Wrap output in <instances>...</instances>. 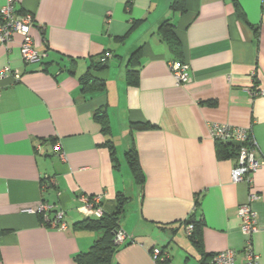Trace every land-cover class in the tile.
Segmentation results:
<instances>
[{
	"label": "crops",
	"instance_id": "0c3cea01",
	"mask_svg": "<svg viewBox=\"0 0 264 264\" xmlns=\"http://www.w3.org/2000/svg\"><path fill=\"white\" fill-rule=\"evenodd\" d=\"M13 1L16 11L33 14V47L45 55L24 63L19 34L0 45V69H10L0 89V264H77L75 255L99 235L77 225L87 217L80 194L100 195L108 214L118 195L126 198L119 224L132 241L111 264H156L154 246L168 253L166 264H212L225 249L242 261L246 238L237 208L249 188L232 182L235 157H218L210 125L248 129L264 159V0H236L243 18L233 0H184L183 12L172 10L174 0ZM164 20L178 54L160 34ZM136 50L138 74L129 84ZM107 52V66L94 72L104 89L83 93L79 77ZM176 58L189 65L186 83L168 70ZM100 109L108 134L95 115ZM131 122L150 126L131 130ZM107 139L125 163L114 166ZM131 143L142 187L125 160ZM252 183L259 197L251 203L258 225L251 243L264 264V164ZM196 199L202 251L182 224ZM40 202L52 205L49 217L64 210L66 229L46 227L40 214L26 210Z\"/></svg>",
	"mask_w": 264,
	"mask_h": 264
},
{
	"label": "built area",
	"instance_id": "2783aa9c",
	"mask_svg": "<svg viewBox=\"0 0 264 264\" xmlns=\"http://www.w3.org/2000/svg\"><path fill=\"white\" fill-rule=\"evenodd\" d=\"M36 22L33 14L29 11L18 12L15 9L13 0H5L0 5V45L9 42L15 34H19L21 39V58L24 63H32L41 61L44 53H39L33 47V39L31 29ZM107 54V57H110ZM104 60V58H102ZM168 70L175 78L178 84L186 83L189 80V65L185 61L172 60L168 62ZM10 69L8 67L0 69V89L1 80L8 75ZM15 78H19V73L14 71ZM261 90H254V94ZM210 133L212 137L218 142L235 141L239 144L237 155L235 156V163L231 169V180L233 183L245 181L248 185L249 191L247 200L241 203L237 208V217L241 221V232L246 238L243 246L244 259L237 261L235 252L232 249H225L216 252L212 256V264H258V256L252 249L251 235L258 230L256 221V213L251 207V203L258 199L259 195L254 191L252 183V173L261 165L264 164V159L257 157L255 154V141L248 129L235 127L231 125H224L212 123L210 125ZM59 151V146H56ZM60 157H64L60 153ZM100 195L80 194L77 197L79 201V209L87 216L99 218L104 214V209L100 202ZM52 209V205L40 202L36 209H26L29 212H36L41 215V220L46 227H55L61 230L66 229V222L64 220V210H56L53 217H49L48 212ZM193 229L191 223L184 228L185 234L189 235ZM115 242L119 245L125 242L132 241V237L122 228H118L115 232ZM152 259L161 261L167 257V252L160 247H152L150 249Z\"/></svg>",
	"mask_w": 264,
	"mask_h": 264
},
{
	"label": "trees",
	"instance_id": "16d2710c",
	"mask_svg": "<svg viewBox=\"0 0 264 264\" xmlns=\"http://www.w3.org/2000/svg\"><path fill=\"white\" fill-rule=\"evenodd\" d=\"M183 3L184 0H174L171 4V8L173 11L179 10L183 12ZM234 8L239 17L243 18V13L239 7V4L236 0H233ZM160 34L164 40H166L169 48L174 53H179V42L176 38L171 23L168 20H164L159 27ZM121 39L124 36L120 37ZM139 51L136 50L132 53L129 61H128V69L127 76L129 84H135L138 74L139 67ZM107 54L104 53L99 58L95 59L88 67L87 71L79 77V82L81 85V90L83 93H88L91 91H102L105 87V80L94 75L95 71H99L104 69L107 66V61L111 57H107ZM111 55V54H110ZM104 58V60H102ZM177 60L184 61L182 59L176 58ZM42 60V59H41ZM130 67V68H129ZM96 117L101 120L102 131L106 134L109 133V125L107 121V114L104 110H98L96 112ZM150 126L148 122H131L130 128L131 130H141L146 129ZM217 154L219 158L226 157H235L237 155L239 144L235 141H227V142H218L217 143ZM106 145L110 150V157L114 162V166H118V160L115 154L113 143L110 139L106 140ZM125 160L130 170V173L133 177L134 182L142 187L144 183V172L140 166L137 151L134 145L131 143L126 151L124 152ZM118 205L116 210L113 213H105L99 217H91L87 216L85 219L79 221L77 225L99 232V235L94 240L92 245L88 248V250L84 252H80L75 255L74 260L77 264H111L114 256L118 252L121 245L115 242V232L120 227L119 221L122 216L123 206L122 203L126 201V198L123 195L117 196ZM199 206V201L196 199L194 202V208L188 217L182 221L184 228L187 224L191 223L193 225V229L189 235H187L196 248L199 251H202V241H201V227H202V219L201 216H197V209ZM169 261L168 253L167 257H165L161 261H156V264H166Z\"/></svg>",
	"mask_w": 264,
	"mask_h": 264
},
{
	"label": "rangeland",
	"instance_id": "374dc122",
	"mask_svg": "<svg viewBox=\"0 0 264 264\" xmlns=\"http://www.w3.org/2000/svg\"><path fill=\"white\" fill-rule=\"evenodd\" d=\"M117 159H118V162L119 163H125V161L123 160V158L122 157H120L119 155L117 156Z\"/></svg>",
	"mask_w": 264,
	"mask_h": 264
}]
</instances>
